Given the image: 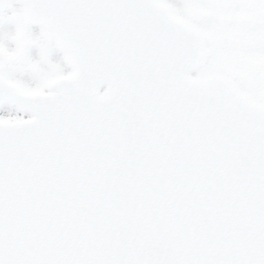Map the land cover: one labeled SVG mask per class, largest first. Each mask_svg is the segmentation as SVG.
<instances>
[{"label": "snow or ice", "instance_id": "obj_1", "mask_svg": "<svg viewBox=\"0 0 264 264\" xmlns=\"http://www.w3.org/2000/svg\"><path fill=\"white\" fill-rule=\"evenodd\" d=\"M0 264H264V0H0Z\"/></svg>", "mask_w": 264, "mask_h": 264}]
</instances>
